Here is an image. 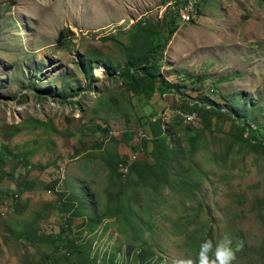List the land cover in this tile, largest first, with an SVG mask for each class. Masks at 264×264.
Returning a JSON list of instances; mask_svg holds the SVG:
<instances>
[{"label": "rangeland", "instance_id": "rangeland-1", "mask_svg": "<svg viewBox=\"0 0 264 264\" xmlns=\"http://www.w3.org/2000/svg\"><path fill=\"white\" fill-rule=\"evenodd\" d=\"M181 1L0 0V264L66 253L43 235L78 238L92 261L117 253L114 264H195L198 246L221 255L210 264H264V131L238 141L237 128L247 117L264 129V0H199L192 21L179 11L159 74L181 94L145 103L119 76L141 30H164ZM185 97L222 114L186 125L169 116L185 112ZM170 174L171 184L158 179ZM76 186L101 211L129 199L131 220L110 209L90 232L64 206Z\"/></svg>", "mask_w": 264, "mask_h": 264}, {"label": "trees", "instance_id": "trees-1", "mask_svg": "<svg viewBox=\"0 0 264 264\" xmlns=\"http://www.w3.org/2000/svg\"><path fill=\"white\" fill-rule=\"evenodd\" d=\"M186 2H181V5L185 4ZM179 2L176 5V11H171L167 13L163 18V23L165 26L164 30H159L157 28H150V29H142L141 34V41L138 46V50L134 58L127 61V63L120 69L119 76L124 78L129 84L131 91L133 92L134 97H136L139 101H143L145 103H148L156 93H158L160 96H164L167 94H172V92H176L177 94H181V90L179 85L172 84L166 79H164L159 73L161 70V64L164 61V52L168 49V44L172 40L173 35L178 31V23L177 19L179 17V11L183 7L181 5L179 6ZM179 7V8H178ZM201 10V9H200ZM200 10L197 12L198 16L200 13ZM144 31L145 34H142ZM146 40H149L147 43L143 45V42ZM143 46V49H142ZM107 75L108 77H114L116 75L117 68L110 63H107ZM88 73V72H86ZM90 70V74H91ZM89 74V73H88ZM189 80H194L193 77L188 76ZM198 82H201L200 80H197ZM182 97V95H180ZM200 101L197 103L190 102L185 97V105L184 110L185 113L189 112H200V111H211L217 116H221L222 109L219 106H212V108H206L208 105V99H199ZM211 107V106H210ZM228 110L230 113L235 115L234 117L236 119H239L240 116H246L243 111L240 113V110L237 106L234 105H228ZM156 116V115H154ZM145 116L141 114L140 119H144ZM244 122H242V125L237 124V128L240 129V136L238 138V141H245V138L243 137L242 133L249 134L250 138H255L257 135V132H262L264 129H261V127L255 123V121L250 120L247 117H243ZM240 121V120H239ZM184 122V121H183ZM146 123V122H145ZM149 127L152 132H154L155 136H158V139L163 140L162 133H163V126L162 124L159 125L157 128L161 129L159 132H157L150 121ZM147 123V124H148ZM186 123V122H185ZM184 123V124H185ZM144 125V123H143ZM190 125V124H186ZM106 132V130H104ZM128 137V140L132 139L134 137L133 133H127L126 135ZM134 150H137L136 148H133ZM168 149V148H167ZM169 158H171L173 152L172 150L167 151ZM163 159H158V161H162ZM155 168V167H154ZM158 174V172H157ZM172 176H164L159 175V180L164 181L165 183H172ZM25 187L21 185L20 191ZM88 186H76L74 187V190L69 194V202L71 203L68 205L67 203H64L65 209L73 208L76 210L77 216L82 219V221L86 224L88 227V230L90 232H95L98 228V226L103 223L108 215V211L110 209H114V211L120 215H123V213L127 216V220H131V209L129 206L130 200L127 198L123 201L118 202L116 205H111L108 210L101 211L99 210V203L96 201L93 194L90 193L88 190ZM13 197V194L9 193ZM70 206V208H69ZM60 208V207H59ZM63 209V208H62ZM258 219L264 226V213L260 212L258 213ZM71 222L67 219L65 223H63L61 234H64L67 232L66 229L70 228ZM25 226L27 227V223H25ZM135 231V227H133ZM34 232V228L30 227L29 230H27L26 236L23 239H28L29 242L33 243L34 240L31 238V233ZM35 236V242H36V232H34ZM41 244L50 243V245H54L55 250H64L66 253L61 257H54V255H51L44 249L41 250L40 253H38L39 257L33 264H114V259L117 257V253H113V256H107L104 255L101 261L97 260H91L89 257V252L85 245L79 241L78 238H64L62 239L60 236L57 237L56 240H53L51 237H46L43 235L41 238ZM59 242V244L57 243ZM198 252L199 256L197 257L196 261L197 264H209L211 261L218 262L219 254L217 252H212L208 250L205 246H198ZM37 249V248H36ZM132 251L128 249L126 256H131ZM70 257H74V260H71ZM137 257L140 260H146L148 257V253L146 251L138 253ZM129 257H126V263L128 264Z\"/></svg>", "mask_w": 264, "mask_h": 264}, {"label": "built area", "instance_id": "built-area-1", "mask_svg": "<svg viewBox=\"0 0 264 264\" xmlns=\"http://www.w3.org/2000/svg\"><path fill=\"white\" fill-rule=\"evenodd\" d=\"M181 1V0H180ZM181 2H186V10L187 7H191V2H189L188 0H182ZM183 14H181L182 16ZM178 116L179 118L183 119L184 122L192 125L194 124L199 116H198V112H189V113H185V112H181L180 109H177L176 111H174L171 116Z\"/></svg>", "mask_w": 264, "mask_h": 264}, {"label": "bare ground", "instance_id": "bare-ground-1", "mask_svg": "<svg viewBox=\"0 0 264 264\" xmlns=\"http://www.w3.org/2000/svg\"><path fill=\"white\" fill-rule=\"evenodd\" d=\"M198 1L199 0H190L189 2H191V7H187V10H186V5H183V7L181 8V14H183L181 17L183 18V20H186V21H192L193 20V17H195L196 13H197V11L195 10V6H196ZM97 72L100 76H103V71L98 69Z\"/></svg>", "mask_w": 264, "mask_h": 264}, {"label": "clouds", "instance_id": "clouds-1", "mask_svg": "<svg viewBox=\"0 0 264 264\" xmlns=\"http://www.w3.org/2000/svg\"><path fill=\"white\" fill-rule=\"evenodd\" d=\"M180 5V4H179ZM179 8V7H178ZM198 112V111H197ZM171 114H172V112H171ZM171 114L169 115V116H171ZM198 114H199V112H198ZM167 115V114H166ZM168 116V117H169ZM199 116V115H198ZM164 117H165V115H163L162 117H160L159 119H161L162 121H163V123H164V121L166 122V120H168V118H166V120H164ZM155 120H156V118H154ZM180 121H181V119H180ZM182 122V121H181ZM183 123V122H182ZM196 249H197V251H198V248L196 247ZM199 256V252H197V254H196V257H195V264H197V261H196V259H197V257ZM219 256H221L220 254H219ZM211 262H213V261H211ZM210 262V263H211ZM209 263V264H210Z\"/></svg>", "mask_w": 264, "mask_h": 264}]
</instances>
